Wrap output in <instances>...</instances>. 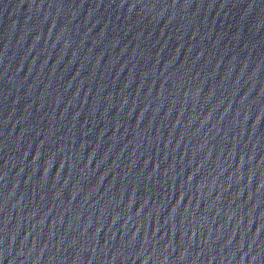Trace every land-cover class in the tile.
I'll return each instance as SVG.
<instances>
[{
  "label": "water",
  "instance_id": "1",
  "mask_svg": "<svg viewBox=\"0 0 264 264\" xmlns=\"http://www.w3.org/2000/svg\"><path fill=\"white\" fill-rule=\"evenodd\" d=\"M0 264H264V0H0Z\"/></svg>",
  "mask_w": 264,
  "mask_h": 264
}]
</instances>
